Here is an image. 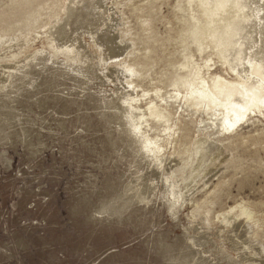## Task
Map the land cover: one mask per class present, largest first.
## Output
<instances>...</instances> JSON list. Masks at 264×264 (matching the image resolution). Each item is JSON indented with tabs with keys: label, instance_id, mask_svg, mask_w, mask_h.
Masks as SVG:
<instances>
[{
	"label": "rangeland",
	"instance_id": "1",
	"mask_svg": "<svg viewBox=\"0 0 264 264\" xmlns=\"http://www.w3.org/2000/svg\"><path fill=\"white\" fill-rule=\"evenodd\" d=\"M105 3L65 0L46 26L10 31L0 44L7 76L0 111L16 120L0 129V138H9L0 142V264H168L173 255L193 264L185 238L191 219L198 221L199 202L208 205L205 197L213 200L210 231L219 224L214 214L228 205L242 201L254 210L260 221L247 222V233L233 225L213 238L238 261L264 264V33L252 29L254 15L241 0ZM150 3L156 11L149 25L158 40L147 49L139 20ZM9 9L0 27L11 30ZM259 11L261 29L262 4ZM196 20L199 45L190 35ZM123 26L132 28L120 35L125 45L128 35L141 39L131 53L117 49L112 36ZM108 37L110 51H122L118 58L103 57ZM181 40L192 70L184 67ZM123 60L151 66L125 86V78L108 75ZM249 87L258 96L255 105L248 104L238 128L225 131L220 102L229 91ZM159 105L173 119L144 122L147 107ZM25 132L28 142L21 140ZM174 136L177 149L186 148L179 164ZM198 138L206 140L202 147ZM221 146L229 158L215 165L211 158ZM200 149L204 157L189 177ZM132 176L155 180L151 198L120 217L98 214L99 202ZM221 178L225 182L208 193Z\"/></svg>",
	"mask_w": 264,
	"mask_h": 264
},
{
	"label": "bare ground",
	"instance_id": "2",
	"mask_svg": "<svg viewBox=\"0 0 264 264\" xmlns=\"http://www.w3.org/2000/svg\"><path fill=\"white\" fill-rule=\"evenodd\" d=\"M64 1L65 0H7L4 3V5L0 8V19L3 20L4 17L8 14V8L11 9L10 12L14 16L12 17L13 19L10 20V22H8V27H10L11 30H9L8 28H5V26L4 28L0 27V31H1L0 44L4 43V41H7L6 37L9 36L10 31L22 33V32L30 31L31 29H34L35 27L42 28L46 26L49 23L51 16H54L56 15V13H59L62 11ZM96 1L98 2V5L101 8L104 7L106 4L105 0H96ZM241 2L254 15V23L252 25V29H254L258 34L259 32L264 33V26L261 29L259 27L261 26L259 25L260 18H261V14H260L261 12L259 10L261 8V4L263 5V10H264V0H241ZM55 7L57 8V11L52 12V10ZM147 11L148 12H145V14H140V20H139L142 26V30L144 31V33H142L143 40H141L138 37L135 38L133 36L128 35V37L131 38V42L128 43L129 44L128 46L125 45L122 42L120 35L124 33V31L129 30L130 26H127L125 29L123 26L122 28L118 30L117 33L112 34V36L114 35L116 39V41L114 42H119L118 44L116 43L117 49L121 47L123 48L121 50L124 51V49L128 47L129 49L126 50V52L131 53L133 52V48L135 46L134 43H138L136 42L137 40H141L140 41L141 43L143 42L144 44H146L147 49L151 48V45L149 44V42L151 41L157 42L156 41L158 40V36H156L157 33L149 25L151 19H153L152 16H154V12L156 11L152 3H150L149 6L147 7ZM188 15L191 16L192 13ZM198 22L199 21L197 20L194 21L190 35L192 36V40L199 45L202 42L200 38V33H198V28H197ZM130 29L132 28L130 27ZM219 29L221 30V28ZM110 37H108V39H105L106 40L105 41V54L103 55V57L106 60L111 59V58H118L117 56L122 52L120 51V52L112 53L110 51L111 48L110 46H108ZM23 39H24L23 43H25L27 38H23ZM182 42L183 40H181V47H182L181 49H183L182 52H183V57H184V61H183L184 67L189 70H192L193 68L192 67L193 65L192 56L190 52L185 48V45ZM23 43H16V45H18L17 46L18 50L20 49V47L23 46ZM120 63H121L120 67H115V66L110 67L108 70V75H110L111 78L113 79H116V76H120L118 78H120L122 81L125 78L123 82L125 86L130 85V79H128L129 77L131 76L139 77V76L145 75L147 73L146 70L149 69V67L151 66V64H146V65L144 64L143 65L144 67H142L136 62H126V61L124 62V60L121 61ZM5 67H6L5 65H0V87H2L4 83H6V80H7V76H5ZM195 76L193 78L194 80H197ZM244 94L247 95L246 99H245ZM257 99H258V96L256 95V93L252 91V87H249V90L244 93L240 91H229V93L220 102V104L224 106L225 112H226L225 120H224L225 126H223L224 129H226L225 131H230L234 128H238L239 126L238 124L241 118L243 117L244 112L248 108V104L249 103L254 104V102H256ZM208 102L210 104L209 100ZM0 103H1V100H0ZM258 108L260 109L259 106ZM147 110L148 111L144 113V116H142L144 117L143 118L144 122H148L149 120L153 119L155 121L163 120L164 122L168 123L170 122V120L173 119L172 112L169 111L168 109L163 108L161 105L156 106V110L153 107L148 106ZM15 122L16 120L14 117H11L6 112L0 111V129L1 128L3 129L5 125L13 126ZM174 129L179 130L178 125H177V128H174ZM28 135L29 134L25 132L24 137H21V140L24 142H28L29 141ZM174 137H175V142L177 144V146L174 147L176 148V150L174 149V152H173V154L176 155L174 164H179L181 162L180 154L182 155L186 151V148L182 147L180 149H177V147L179 148L180 146L178 142L179 139L176 136ZM244 138L245 136L243 135L241 139L244 140ZM168 140L167 139L165 140L166 144L168 143ZM8 141H9V138L7 136L0 138L1 143H7ZM195 141H196L197 146L199 147H202L206 143V140H204L203 138H198ZM145 146L149 147V142H146ZM200 151H201V154L194 160L195 170H193L192 174H190L189 177H192L195 174V172L197 173V169H198L197 167L201 163V159L203 156V150L200 149ZM229 154L230 153L227 148L222 147V146L219 147L216 154H213L214 156H212L211 158L212 160H214L213 164L215 165L224 164L227 158H229ZM172 165L173 164L171 163L168 166L166 165L165 167L166 170L169 171V167L173 168ZM158 171H159V167L158 168L155 167L152 172V177L157 178ZM231 176L232 174L229 177ZM152 177H148L145 179H143L142 177H138V176L130 177V179L124 182L122 189L119 192L99 202V206L96 207L97 213L101 214V211L102 212L105 211V215L110 218L115 217V216L120 217L123 210L126 207H128L127 210H129L131 209V207L139 205V202L143 203L145 199H148L149 197L151 198V194L155 191L156 186H157V183H155V180ZM190 181H191V178H190ZM223 182H225L224 178L218 179L217 182L213 184V187L210 189L208 193L214 192L219 187V185L223 184ZM203 199H205L208 202V205L210 204V202L213 201L212 198L205 197ZM199 204L200 205L198 206V209H200V211L197 213L198 221L195 219H191V224L188 229V234H187V237L185 238L191 244L189 248L192 249V252H193L192 255L195 258L193 264H205L207 261H210V264H244L238 261L237 259H235V257L232 254H229L227 251H225L224 248H222L221 246V241L220 243H218V241H216L215 238L213 237L222 236L221 232L225 231V228H229L233 225L242 226V232H243L244 229L246 228L245 226L247 222L251 221L254 223V225H257L259 224L260 218L256 217L254 214V210L251 209V207H248L244 202L242 201L237 202L232 205H228L221 211L214 214V218L219 222V224L216 225V227L210 231V226H211L210 222L212 218V216H210L209 214L210 207H208V205L205 202H203V204L199 202ZM253 253L255 255H259L260 250L257 248L256 250L253 251ZM167 261H168V264H186L185 262L177 258L176 255L169 257Z\"/></svg>",
	"mask_w": 264,
	"mask_h": 264
}]
</instances>
